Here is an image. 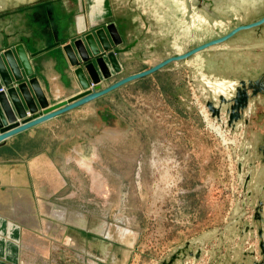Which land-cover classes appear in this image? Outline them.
I'll use <instances>...</instances> for the list:
<instances>
[{
	"label": "rangeland",
	"instance_id": "rangeland-1",
	"mask_svg": "<svg viewBox=\"0 0 264 264\" xmlns=\"http://www.w3.org/2000/svg\"><path fill=\"white\" fill-rule=\"evenodd\" d=\"M60 1L85 5L93 0ZM104 1V9L110 3L112 16L103 24L113 23L122 39L112 48L118 50L121 71L114 73L109 67V78L99 75L98 90L264 14V0H214L212 7L202 0ZM0 3L13 6L17 1ZM260 74L264 25L172 62L59 115L55 122L35 125L34 138H23L0 152L5 161L1 164L29 172L32 159L41 162V170H34V200L54 204L51 212L66 210L76 233L82 226L124 247L134 243L138 264H160L186 242H195L191 252L197 247L202 251L198 260L187 259L186 264L264 261L257 236L264 223L252 218L258 200L264 210V165L253 157L254 167L249 169L251 159L244 153L248 142L258 144L255 137L264 136V118L258 116H264V100H258L248 127L236 131L228 127L226 117L224 125L212 118L205 104L209 91L216 96L226 93L218 82ZM94 89L89 82V90ZM216 96L212 95L214 103ZM63 169L65 187L36 185L39 177L61 175ZM248 175L250 198L243 192ZM69 241L72 238H63ZM124 247H119L121 256ZM50 257L60 264L63 258L75 259L62 249L52 250Z\"/></svg>",
	"mask_w": 264,
	"mask_h": 264
},
{
	"label": "crops",
	"instance_id": "crops-1",
	"mask_svg": "<svg viewBox=\"0 0 264 264\" xmlns=\"http://www.w3.org/2000/svg\"><path fill=\"white\" fill-rule=\"evenodd\" d=\"M104 3V0H93L85 5L81 2L72 5L58 0L38 11L24 9L1 15L0 54L3 55L5 50H12L23 76V80L17 82L10 73L13 78L12 86L18 88L19 84H29L35 78L49 106L67 101L83 92L74 75V68L65 55L58 52L57 47H45L54 44L55 37H58V46L62 48L72 44L74 40L82 39L86 31L94 35L98 27L105 29L107 24L103 23L111 20L112 7L108 3V9H104ZM19 45L24 46L29 56L32 71L29 76L15 52ZM3 88L7 92L8 88ZM29 89L34 96L30 86ZM18 94L23 101L19 90ZM24 106L27 110L25 103ZM38 112L40 113V109ZM27 114L28 117L33 116L28 110ZM260 115L259 113L258 116ZM58 118L60 117H54L41 126L55 122ZM23 138H34V127L3 142L0 152L7 150L11 144L19 143ZM2 161L0 159V264H60L56 258L50 257L51 251L55 249L70 252L75 257L63 258L65 261L61 264H138L135 261L134 243H127L125 245L128 246L124 247V244L114 241L113 237L103 238L101 233L88 231L82 226L76 227V233L70 227V216L66 210L63 213L51 212V203L34 200V170H41V162L34 163L32 159L26 167L28 172L23 171L20 166L5 167L1 164L5 161ZM63 163H67L65 159ZM45 169L50 170L49 167ZM66 181L67 176L63 169L61 175L56 173L52 177H39L36 185L65 187ZM78 215L82 219L81 211ZM73 233L78 234V237H71ZM66 236L69 240L72 238L73 242H63ZM119 247H124L125 253L122 256L118 253Z\"/></svg>",
	"mask_w": 264,
	"mask_h": 264
},
{
	"label": "water",
	"instance_id": "water-1",
	"mask_svg": "<svg viewBox=\"0 0 264 264\" xmlns=\"http://www.w3.org/2000/svg\"><path fill=\"white\" fill-rule=\"evenodd\" d=\"M16 1L17 4L13 6L0 3V16L4 13L24 9L38 11L49 6L51 2L55 0ZM202 1L208 3L210 7L215 5L214 0ZM262 25H264V14L255 21L238 24L229 29L228 32L222 36L199 44L183 54L169 57L145 71L121 78L101 90L97 89V85L100 83L101 77L106 79L111 76L110 68L114 73L121 71V66L115 54L118 50H112L113 46H119L122 43L116 26L113 23H108L105 29L99 28L95 31L94 35L86 34L82 39L74 40L72 44L62 46V48H59L58 37H55L56 42L47 45L45 48L50 49L52 47H57L58 52H62L65 55L69 64L74 68V74L80 82L84 92L54 106H49L35 78L30 80L29 84H19L18 88L12 86L13 78L15 81L20 82L23 80V76L20 66L14 56V52L12 50H5L3 55L0 54V142L34 127L35 125L46 122L91 102L129 82L153 74L172 62L184 61L211 47L226 43L240 33H245L254 29L257 30ZM15 52L26 74L28 76L31 75L32 71L30 70L29 56L24 46H17ZM10 73L13 75V78ZM89 82L94 84L96 89L89 90ZM229 82H233V85H226L227 88L223 90L226 91L224 94L220 93L216 96V92L209 91V99L205 101L206 107L212 118H215L217 121L220 119V114L223 113L227 118V125L232 131L238 130L240 126L246 129V127H248L249 118L254 114L258 100H264V74H260L253 79L231 80ZM29 86L32 88L34 96ZM3 87L8 88L7 92H5ZM18 90L27 106V110L33 117H28L27 110L18 94ZM212 95L217 97V102L214 103ZM39 109L41 110L40 113L38 112ZM259 118L262 119L264 116H259ZM19 119L22 122H19ZM255 138L259 139L260 142L258 144H251L248 142V144L244 146L245 155L250 156L249 158L251 159V162L248 164L249 169L254 167V163L252 162L253 157L257 159L261 165H264V136L262 135L260 138ZM242 151L243 149L241 152ZM238 169H240V167ZM251 179L250 175H248L243 183V192L248 198H250L251 192L247 190V185ZM261 186L262 190H264V185ZM244 205H246V202L242 203V206ZM252 218L257 223H264V210L262 209V202L260 200H258L257 205L254 206V216ZM257 236L259 238L260 255L264 256V231L261 226H258ZM192 246H195V242H186L176 247L172 253L168 254V256L160 261V264H186L187 259L198 260L201 250L197 247L194 252H191ZM252 254L251 252L250 256H252ZM251 264H264V261H252Z\"/></svg>",
	"mask_w": 264,
	"mask_h": 264
},
{
	"label": "bare ground",
	"instance_id": "bare-ground-1",
	"mask_svg": "<svg viewBox=\"0 0 264 264\" xmlns=\"http://www.w3.org/2000/svg\"><path fill=\"white\" fill-rule=\"evenodd\" d=\"M208 84H210V83H208ZM224 85L232 86V85H233V82H229V81H226V82H224V83H219V82H218L217 87L220 88V90H224V89H226V88H223ZM204 109H205V108H204ZM206 112H208V111H206ZM202 113L206 114L204 110H203ZM224 119H225L224 114L220 115V122H222L223 125H224ZM209 121H210V120H209ZM214 129H216L217 131H220L219 128L216 127V126L214 127ZM218 133H219V132H218ZM220 134H222V131H221ZM223 135H224V134H223ZM234 142H235V141H234ZM231 143H232V142H231Z\"/></svg>",
	"mask_w": 264,
	"mask_h": 264
},
{
	"label": "flooded vegetation",
	"instance_id": "flooded-vegetation-1",
	"mask_svg": "<svg viewBox=\"0 0 264 264\" xmlns=\"http://www.w3.org/2000/svg\"><path fill=\"white\" fill-rule=\"evenodd\" d=\"M224 123H225V119H224Z\"/></svg>",
	"mask_w": 264,
	"mask_h": 264
}]
</instances>
